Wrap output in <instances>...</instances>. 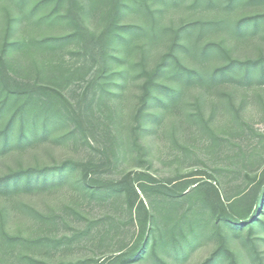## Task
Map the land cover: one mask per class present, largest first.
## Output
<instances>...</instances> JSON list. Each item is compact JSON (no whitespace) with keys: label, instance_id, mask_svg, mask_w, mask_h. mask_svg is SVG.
<instances>
[{"label":"trees","instance_id":"obj_1","mask_svg":"<svg viewBox=\"0 0 264 264\" xmlns=\"http://www.w3.org/2000/svg\"><path fill=\"white\" fill-rule=\"evenodd\" d=\"M10 1L18 8L19 22L65 28V32L59 35H30L11 40L7 27L0 43V160L16 157L19 161L16 168H10L0 176V263L13 260L18 264H50L48 253L40 256L42 250L50 245L56 250L81 245V240L92 226L85 216L76 213L77 204H73L78 201L76 197L71 198V204L63 206L65 216L58 219L17 201V198L60 188L77 171L78 179L74 183L78 188L87 190L90 199L102 197L105 193L123 195L126 207L132 211L135 206L132 195L137 196L136 188L132 182L124 180L112 183L106 192L87 181L83 172L85 166L79 162L67 159L40 166L22 163V156L50 141L63 146L68 143L74 146L85 144L87 138L81 135L82 128L76 123L73 112L83 104V110L89 111L92 120L103 127L104 135L110 142L108 150L117 161L116 134L110 126L122 120L123 101L135 67L140 70L137 79L141 81L133 113V119L138 123L134 131L139 132L136 141L141 138L140 130L147 121L162 123L164 110L175 117L172 133L174 137L179 135L184 118L177 115L179 112L176 110L186 105L190 90L197 92V117L203 120V110L207 107V97L213 87L232 83L237 76L250 79L252 70L264 77L263 58L235 59L231 49L222 42L212 40L213 36L224 33V36L233 39L232 46L237 48L245 35L258 30L264 15L246 16L232 26L226 12L234 10L242 0H191V7L200 8L205 14L216 7L220 11L214 17L191 20L175 28L161 24L164 7L176 6L186 0H39L28 9L30 0ZM258 1L247 0L250 4ZM128 14L138 19V23L123 21L122 18ZM85 18L95 25L93 30L87 27ZM161 45L164 51L157 56L155 54V57L152 51L155 46ZM215 50L222 53L225 62L212 68L209 60L213 53H217ZM134 52L140 55V61L135 66L129 64L128 68H123L122 65L127 63L125 59L133 56ZM205 125L206 131L211 134L209 125ZM139 150H142L141 145ZM137 176V182L144 179L153 181L144 173ZM246 177L252 192L249 189L227 200H222L215 185L208 181L195 185L191 191L168 182L159 184L156 189L164 198L161 202L162 217L170 221L169 225L164 228L158 223L160 209L153 206L149 209L140 201L136 211L142 213V217L138 220L136 244L125 254L108 258L106 263H142L150 250L158 264H174L178 254L173 248L177 245L173 236L187 216L186 213L181 217L177 215L181 204L176 199L185 201L196 197L195 194L205 188H211L212 195L204 197L202 203L206 207L213 206L212 219L218 225L222 244L205 264H221V259L225 264H253L241 247L234 245L232 249L228 244L242 229H247L251 236L259 225L264 226V171L258 178L257 174ZM145 188H141L144 193ZM14 207L37 221L34 233L24 236L19 229L8 227V221L14 216ZM70 211L75 216L69 215ZM76 218L86 221L83 222L84 228L76 225L68 228L72 221L77 223ZM188 221V228L193 234L196 224ZM46 224H53L55 229L61 225L62 235L56 238L51 233V227L43 230ZM166 232L172 235L171 245L165 242ZM157 248L165 250L169 257L174 255L175 261L169 263L166 257H158ZM254 251L257 264H264L261 252L256 247ZM38 253L39 256H36ZM80 263L86 262L76 259L75 262L65 263L59 259L56 264Z\"/></svg>","mask_w":264,"mask_h":264},{"label":"rangeland","instance_id":"obj_2","mask_svg":"<svg viewBox=\"0 0 264 264\" xmlns=\"http://www.w3.org/2000/svg\"><path fill=\"white\" fill-rule=\"evenodd\" d=\"M36 1L39 0H30L27 9ZM219 11L216 7L205 14L200 8L191 7V0H186L176 6H165L161 24L176 28L191 20L214 17ZM226 14L232 26L246 16L264 15V0L253 4L242 0L234 10ZM18 16V8L10 0H0V43L7 27L10 29L11 40L20 39L23 36L44 37L65 32V28L57 25H30L26 22H19ZM122 20L138 23V19L132 17L131 14L126 15ZM85 23L91 30L95 28V25L87 18H85ZM252 32L250 31L243 37L237 48L232 46L231 40L233 39L227 38L224 33L213 36L212 40L222 42L231 49V55L235 59L242 61L264 59V20L259 23L258 30L255 33ZM163 45L154 47L152 51L154 56L164 51ZM215 51L217 53H213L209 60L212 68L225 62L222 53ZM131 55L133 56L125 59L127 63L122 65L123 68H128L129 64L135 66L140 61L138 53L134 52ZM252 71L253 75L250 79L237 76L232 83L227 82L213 87L207 97V107L203 110L205 115L203 120L197 117L199 115L196 103L197 92L190 90L186 105L176 110L179 112L177 115L184 118L180 124L182 132L179 135L174 137L172 133L171 126L175 117L170 111L164 110L162 111L164 116L162 123L147 121L140 130L141 138L136 141V135L139 132L134 131L138 123L134 121L133 113L138 102L141 81L137 79L140 70L135 67L129 80V91L123 101L122 120L110 126L116 134L117 161L108 150L110 142L104 135L103 127L92 120L90 112L84 111V105L81 104L73 112L77 119L76 123L82 128L81 135L87 138V142L76 146L72 143L63 146L55 145L51 141L46 142L25 153L22 156V163L41 166L67 159L79 162L85 166L83 172L87 176V181L106 192L108 190L106 188L112 183L124 180L128 183L132 182L137 194V196L132 195L135 206L132 211L129 210L123 195L105 193L102 197L90 199L87 190L78 188L74 183V180L78 179L77 171L60 188L48 193H34L17 198V201L29 204L41 213L56 216L58 219L65 216L63 206L71 204V198L76 197L78 201L73 202L77 204L76 213L82 217L85 216L92 226L83 238L84 240H81V245L66 248L67 250L64 248L56 250V247L50 245L48 249L42 250L41 254L38 253L36 256L39 254L45 256L44 254L48 253L47 258H50L48 259L50 264H56L59 259L65 263L81 259L86 263L80 264H107L108 258L125 254L138 239V220L142 217V213H138L136 208L140 201H143L149 209L152 206L157 210L160 209L161 215L158 217V223L164 228L169 225L170 221L162 217L163 204L161 202L164 198L156 189L161 183L168 182V184H175L174 186L184 187L187 191H191L195 185L208 181L215 185L222 200L233 198L240 192L251 189L246 176L253 177L257 174L258 178L259 174L264 171V77L258 71ZM260 86L263 87L260 88ZM73 97L76 96L73 95ZM73 102H75L74 99ZM192 114L194 116L190 118ZM206 123L209 125L211 134L206 131ZM140 145L142 150H139ZM18 163L16 157L1 159L0 176L7 173L8 169L16 168ZM138 173L146 174L153 181L144 179L137 182ZM143 186L146 187L145 193L141 189ZM195 195L197 196L185 201L180 198L176 199L181 204L177 215L181 217L182 214H187L186 218L181 221L182 226L173 236L177 242V245L173 247L175 253L178 254L176 261L173 260L174 255L169 257L165 250L157 248L158 257H166L169 263L175 261L174 264H205L222 244L217 231L218 225L212 219L211 208L213 206L206 207L202 203L204 197L212 195L211 188H205ZM15 205L16 208L19 207L17 203ZM16 208L14 216L7 223L8 227L13 230L19 229L24 236L31 235L37 229V221L33 216L19 209L18 211ZM71 214L70 211L69 215ZM187 219L196 224L197 229L193 234L188 228ZM76 220L77 223L72 221L68 228L75 225L85 227V220L81 218H76ZM97 220L101 222L98 223ZM174 220L178 222L177 219ZM52 226L53 224H46L42 228L46 230L51 227V233L56 238L60 237L63 230L61 225L58 229ZM164 236L165 242L171 245L172 235L166 232ZM186 240L189 242L186 243ZM231 240V243L228 242L230 247L232 249L234 245L241 247L245 252L244 255L248 256L253 264L258 263L254 247L261 252L264 258V226L259 225L251 236L244 228ZM255 240H258L256 244ZM221 260V264H225L224 259ZM0 264L18 263L11 260ZM134 264H158V262L149 250L142 263L139 261Z\"/></svg>","mask_w":264,"mask_h":264}]
</instances>
